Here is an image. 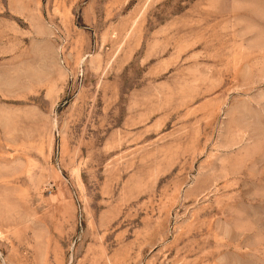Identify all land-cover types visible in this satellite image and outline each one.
<instances>
[{
  "label": "rangeland",
  "instance_id": "1",
  "mask_svg": "<svg viewBox=\"0 0 264 264\" xmlns=\"http://www.w3.org/2000/svg\"><path fill=\"white\" fill-rule=\"evenodd\" d=\"M0 264H264V0H0Z\"/></svg>",
  "mask_w": 264,
  "mask_h": 264
}]
</instances>
